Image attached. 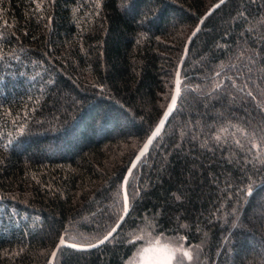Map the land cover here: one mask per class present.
Returning a JSON list of instances; mask_svg holds the SVG:
<instances>
[{
	"label": "trees",
	"instance_id": "1",
	"mask_svg": "<svg viewBox=\"0 0 264 264\" xmlns=\"http://www.w3.org/2000/svg\"><path fill=\"white\" fill-rule=\"evenodd\" d=\"M218 1L0 0V264H46L63 235L114 227ZM181 77L118 232L53 264H141L154 244L171 264H264V0L207 17Z\"/></svg>",
	"mask_w": 264,
	"mask_h": 264
},
{
	"label": "water",
	"instance_id": "2",
	"mask_svg": "<svg viewBox=\"0 0 264 264\" xmlns=\"http://www.w3.org/2000/svg\"><path fill=\"white\" fill-rule=\"evenodd\" d=\"M226 1L227 0H223V2H222V0H219L218 2L213 4L205 12V14H203L201 16V18L199 19V21L196 24L195 28L192 30V32L190 33V35L188 36V38L186 40L181 60H180V62L178 64V66H177L176 76H175V85H174V90H173L172 96H171V98H170V100H169V102H168V104H167L162 116L160 117L158 123L156 124V126L154 127V129L151 132V134L147 137L145 142L142 144V146L140 147V149L136 153L133 161L131 162V164H130V166H129L126 174H125V177H124V180H123V194H124V200H125V210H124V213L121 216V218L117 221V223L114 225V227L109 231V232H112L111 237L107 241H104L103 243H99V241L103 239V238H101L100 240H98L97 242H94L92 244H75V243H71V242H68L67 240H65V237L63 235L60 238V240L57 243V245L55 246L54 250L52 251V253H51V255H50V257H49V259H48L46 264H53L54 263L59 250L62 248L60 246L61 240H63L64 244L66 245V246H63V247H71V248L76 249V250L85 251V250H91V249H95V248H98V247L102 246L103 244H105L106 242L111 240L115 236V234L118 232V230L120 229L122 223L124 222V220L126 219V217L128 216V214L130 212L129 196H128V193H127V185H128V181L130 179V176H131L133 170L140 164L142 159L148 154V152L150 151V149H151L152 145L154 144L155 140L162 134V132L164 131V129H165L170 117L173 115V113L175 112V110L177 108V104H178V101H179V98H180V95H181L182 69H183L184 62H185V60H186V58L188 56V52H189L190 46H191L194 38L200 32V30H201V28L203 26V23L205 22L207 17H209L217 8H219L221 5H223ZM197 29H199V30L197 31ZM194 33H195V35H194ZM177 88H179V92H177ZM174 97H175V104L173 105L172 101H173ZM170 108L172 109L171 111H169ZM165 113H168V115L165 116ZM162 120L164 121L163 125L160 124V122ZM158 126L160 127V132L155 137H152V133L155 131V129ZM150 138H151L152 142H151V144H148L147 149H145V144L148 143ZM141 153H143V155H141ZM113 229H115V231H113ZM108 233L106 235H108ZM72 245H76V247H72ZM88 245H97V246L96 247H88ZM53 253H55V256H53Z\"/></svg>",
	"mask_w": 264,
	"mask_h": 264
},
{
	"label": "rangeland",
	"instance_id": "3",
	"mask_svg": "<svg viewBox=\"0 0 264 264\" xmlns=\"http://www.w3.org/2000/svg\"><path fill=\"white\" fill-rule=\"evenodd\" d=\"M146 262H143L144 258L140 260L141 264H171L175 254L169 246L162 244H154L146 249ZM143 262V263H142Z\"/></svg>",
	"mask_w": 264,
	"mask_h": 264
},
{
	"label": "snow or ice",
	"instance_id": "4",
	"mask_svg": "<svg viewBox=\"0 0 264 264\" xmlns=\"http://www.w3.org/2000/svg\"><path fill=\"white\" fill-rule=\"evenodd\" d=\"M222 2H223V0H222ZM198 30H199V29H197V31H198ZM194 35H195V33H194ZM177 92H179V88H177ZM249 95H251V93H249ZM172 103H173V105L175 104V97L173 98ZM171 110H172V109L170 108L169 111H171ZM167 115H168V113H165V116H167ZM163 123H164V121L162 120V121L160 122V124L163 125ZM159 132H160V127L158 126V127L155 129V131L152 133V137H155ZM151 142H152V140H151V138H150L149 141H148V143L145 144V149H147L148 144H151ZM141 155H143V153H141ZM113 231H115V229H113ZM111 235H112V232H109L108 235L104 236L103 239L99 241V243H103L104 241H107V240L111 237ZM60 246H61V247L66 246V245L64 244V241H63V240H61V242H60ZM96 246H97V245H88V247H96ZM72 247H76V245H72ZM53 256H55V253H53ZM187 259H188V260H191V259H192V257H191L190 254L187 255ZM177 264H185V261H184L183 257H182L180 260L177 261Z\"/></svg>",
	"mask_w": 264,
	"mask_h": 264
}]
</instances>
